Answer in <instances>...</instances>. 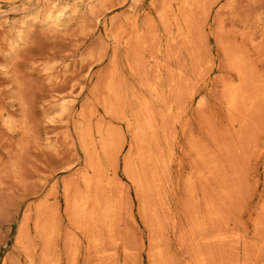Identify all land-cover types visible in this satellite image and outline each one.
<instances>
[{
	"label": "rangeland",
	"instance_id": "obj_1",
	"mask_svg": "<svg viewBox=\"0 0 264 264\" xmlns=\"http://www.w3.org/2000/svg\"><path fill=\"white\" fill-rule=\"evenodd\" d=\"M0 264H264V0H0Z\"/></svg>",
	"mask_w": 264,
	"mask_h": 264
},
{
	"label": "bare ground",
	"instance_id": "obj_2",
	"mask_svg": "<svg viewBox=\"0 0 264 264\" xmlns=\"http://www.w3.org/2000/svg\"><path fill=\"white\" fill-rule=\"evenodd\" d=\"M56 20H57V19H56ZM232 88H233V87H232ZM237 88H238V87H237ZM237 88H236V89H237ZM239 88H240V87H239ZM239 88H238V89H239ZM228 90H229V89H228ZM233 90H234V89H233ZM240 90H242V89H239V91H240ZM237 91H238V90H237ZM237 91H235V90H234V91H231V88H230V90H229L230 95H229V93H228V94L226 93V94L231 98V102H232V101L234 102V100L237 98V97H236V95H237ZM229 97H228V98H229ZM239 97H240V95H239ZM229 100H230V99H229ZM239 101H240V100H239ZM239 103H240V102H239ZM232 104H233V103H232ZM234 104H235V103H234ZM234 106H235V105H234ZM232 108H233V107H232ZM236 110H237V109H236ZM130 123H131V122H130ZM109 143H110V142H109ZM87 183H88V182H87ZM105 184H106V182H105ZM108 184H109V183H108ZM105 187H106V186H105ZM89 193H90V192H89ZM90 195H91V194H90ZM86 197H87V196H86ZM87 198H88V197H87ZM90 198H91V197H90ZM88 200H89V199H88ZM84 202H85V201H84ZM88 203H89V202H88ZM88 203H87V204H88ZM78 205H79V204H78ZM81 205H82V204H81ZM79 206H80V205H79ZM82 208H84V207H82ZM108 209H109V208H108ZM86 210H87V209H86ZM105 211H106V210H105ZM108 211H109V210H108ZM109 216H110V215H109ZM109 218H110V217H109Z\"/></svg>",
	"mask_w": 264,
	"mask_h": 264
}]
</instances>
